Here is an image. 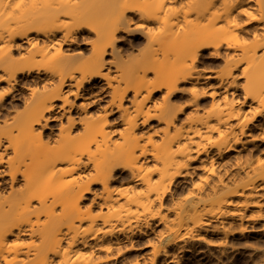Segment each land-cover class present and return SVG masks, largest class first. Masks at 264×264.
<instances>
[{"label": "bare ground", "instance_id": "obj_1", "mask_svg": "<svg viewBox=\"0 0 264 264\" xmlns=\"http://www.w3.org/2000/svg\"><path fill=\"white\" fill-rule=\"evenodd\" d=\"M8 118L0 264L222 254L264 231V0H0Z\"/></svg>", "mask_w": 264, "mask_h": 264}, {"label": "rangeland", "instance_id": "obj_2", "mask_svg": "<svg viewBox=\"0 0 264 264\" xmlns=\"http://www.w3.org/2000/svg\"><path fill=\"white\" fill-rule=\"evenodd\" d=\"M142 46L143 45H139L135 50L141 49ZM220 64V61H206L201 65V68L204 71H210L220 66ZM183 100L176 102L175 106H182ZM23 108V105L17 107L14 109V114L20 113ZM10 122L9 118L0 120V128H4L3 125H8ZM5 131L6 129H3V132ZM198 174L200 173L196 172L190 177L191 179L187 180V182L194 180ZM115 186H119V184ZM261 224L262 223L258 221L253 222L251 226L254 229L256 228V230H259L260 228L258 229V227H260ZM251 226L246 225L247 228H244L245 230H243V233L241 232L242 234L235 231V235L233 234L228 237L227 241H229L227 242L226 250L222 254H220L215 247L220 240L219 236L204 235L205 241L189 243V252L179 253L178 251H175V247H172L173 249H170L171 256L165 259L161 256L159 258V263L168 260V263L165 262L164 264H264V231L263 233L262 231H257L256 233L253 228L254 231H250ZM159 229L160 227L155 224L153 228L155 233L153 232V234L149 235V238L145 239L142 234L136 237L133 241L134 248L127 250L115 263L125 264L135 259L139 260L140 257L149 250L146 240H150L151 243H154Z\"/></svg>", "mask_w": 264, "mask_h": 264}]
</instances>
